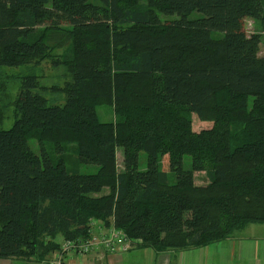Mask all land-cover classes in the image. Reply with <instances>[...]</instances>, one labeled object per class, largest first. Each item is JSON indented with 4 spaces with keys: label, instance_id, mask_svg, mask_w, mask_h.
I'll use <instances>...</instances> for the list:
<instances>
[{
    "label": "trees",
    "instance_id": "trees-1",
    "mask_svg": "<svg viewBox=\"0 0 264 264\" xmlns=\"http://www.w3.org/2000/svg\"><path fill=\"white\" fill-rule=\"evenodd\" d=\"M262 44L264 0H0V121L15 107L0 130V259L46 261L57 236L85 238L93 220L156 252L264 224ZM43 63L65 69L64 85L41 86ZM22 67L8 103L16 76L4 70ZM99 105L115 118L100 120ZM194 113L212 127L194 130Z\"/></svg>",
    "mask_w": 264,
    "mask_h": 264
},
{
    "label": "crops",
    "instance_id": "crops-1",
    "mask_svg": "<svg viewBox=\"0 0 264 264\" xmlns=\"http://www.w3.org/2000/svg\"><path fill=\"white\" fill-rule=\"evenodd\" d=\"M235 234L232 238L216 243L213 249L209 245L182 251L156 252L136 245L125 253L99 249L85 255L70 254L66 264H264V248L262 250L259 247L257 238L237 237ZM49 258L42 262L17 258L0 259V264H49Z\"/></svg>",
    "mask_w": 264,
    "mask_h": 264
},
{
    "label": "rangeland",
    "instance_id": "rangeland-1",
    "mask_svg": "<svg viewBox=\"0 0 264 264\" xmlns=\"http://www.w3.org/2000/svg\"><path fill=\"white\" fill-rule=\"evenodd\" d=\"M145 1V0H143ZM203 16L200 12L196 11L192 13L189 18L195 19L198 17ZM166 17L170 18L171 20L178 19L180 16L179 15H171V16H162L163 19ZM245 29L249 34H252L255 32L256 27H255V22L251 19H247L245 22ZM219 35V34H216ZM260 54H264V45H261V51ZM6 74H11L13 76H16L12 78V92L10 96V100H7L8 103L11 102L16 95L18 94V89L21 85V77L25 74H27L25 67L22 68H14V69H5L4 70ZM35 73L40 76V83L42 87H49L53 85H64L66 77H65V69L63 67H58L55 68L53 67L50 63H43L40 67L38 66L35 69ZM11 79V78H10ZM44 96H46L50 104H63L65 101V96L61 94L60 92H52L51 90H45V89H39ZM252 99H250V105ZM4 105V102L0 103V108ZM5 115L4 119L0 121V130H7L10 129L14 122H15V107L14 105H7L5 106ZM97 112L100 120L102 121H112L115 118V113L114 110L109 106V105H99L97 107ZM213 122L209 120H203L198 117L197 114H193V128L196 131H200L205 128H210L212 127ZM30 145L32 148L35 150L38 149L39 143L35 139H30ZM70 154L71 157L74 158V150L72 147H68L67 150V155ZM118 164H119V169L122 170L124 165H123V148L119 147L118 151ZM169 158L168 156L164 157L163 159V167L165 163V170L168 171V161ZM183 167L185 169H191L192 168V157L190 155H185L183 159ZM139 168L141 170H145L147 168V153L145 151H142L141 156H140V163H139ZM98 169L97 164H83L81 166V170L86 173H93L96 172ZM195 178H196V183L198 185H203L208 182V177L205 171H198L195 173ZM170 181L175 182L176 181V176L174 173L170 172ZM108 192V188H105L101 193H106ZM237 237H254L257 238L259 242V247L264 248V224L260 223H254L249 225L246 229L243 231H239L238 233L235 234ZM57 240H60L61 242L63 241V237L61 235L57 236ZM212 249L215 248V244L211 245ZM193 249V248H192ZM54 255V254H53Z\"/></svg>",
    "mask_w": 264,
    "mask_h": 264
},
{
    "label": "built area",
    "instance_id": "built-area-1",
    "mask_svg": "<svg viewBox=\"0 0 264 264\" xmlns=\"http://www.w3.org/2000/svg\"><path fill=\"white\" fill-rule=\"evenodd\" d=\"M141 243V239H132L128 234L115 226L106 227L102 222L93 220L89 235L85 238L67 239L61 242V248L49 259V264H66L70 254L85 255L104 249L111 253H125Z\"/></svg>",
    "mask_w": 264,
    "mask_h": 264
}]
</instances>
